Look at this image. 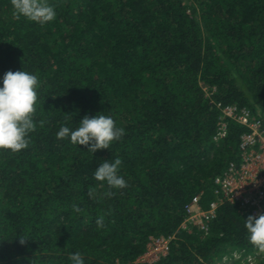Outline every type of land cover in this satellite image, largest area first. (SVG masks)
<instances>
[{
	"label": "trees",
	"instance_id": "16d2710c",
	"mask_svg": "<svg viewBox=\"0 0 264 264\" xmlns=\"http://www.w3.org/2000/svg\"><path fill=\"white\" fill-rule=\"evenodd\" d=\"M48 2L56 18L41 25L0 0V79L24 70L39 80L28 148L0 150V264H72L76 252L85 264H146L137 260L149 239L171 236L152 264L259 250L244 226L251 213L233 205L218 209L206 236L179 227L192 197L212 200L213 179L246 131L229 122L213 141L210 100L246 107L264 124V0ZM98 113L125 131L108 150L57 139L61 126ZM115 157L124 189L94 179Z\"/></svg>",
	"mask_w": 264,
	"mask_h": 264
},
{
	"label": "clouds",
	"instance_id": "9594fccd",
	"mask_svg": "<svg viewBox=\"0 0 264 264\" xmlns=\"http://www.w3.org/2000/svg\"><path fill=\"white\" fill-rule=\"evenodd\" d=\"M11 6L17 18H24L33 23L47 24L56 18V11L48 0H11ZM39 80L28 71H9L0 79V150L17 153L28 148L30 135L35 131L34 114L38 101ZM125 135L117 127L114 119L103 113L91 118L85 116L75 129L61 126L57 139H70L76 146H84L95 153L97 150H108L114 141ZM122 160L119 157L103 161L94 171V179L106 183L112 189H124L127 181L120 174ZM79 212V207H74ZM249 234V241L259 250L264 251V214L249 216L244 220ZM102 226V219L97 220ZM21 236L20 243L25 242ZM72 264H85L81 253L70 254Z\"/></svg>",
	"mask_w": 264,
	"mask_h": 264
},
{
	"label": "built area",
	"instance_id": "2783aa9c",
	"mask_svg": "<svg viewBox=\"0 0 264 264\" xmlns=\"http://www.w3.org/2000/svg\"><path fill=\"white\" fill-rule=\"evenodd\" d=\"M210 103L219 112L213 141L226 138L229 122L246 131L239 136L236 159L228 162L213 179L212 200L208 205L202 206L201 195H196L183 206L185 216L179 228L187 232L196 229L203 236L208 235L210 223L223 205L236 206L254 217L264 213V124L246 107L222 105L212 99ZM173 239V236L150 238L146 251L137 262L152 264L159 261L168 254Z\"/></svg>",
	"mask_w": 264,
	"mask_h": 264
},
{
	"label": "rangeland",
	"instance_id": "374dc122",
	"mask_svg": "<svg viewBox=\"0 0 264 264\" xmlns=\"http://www.w3.org/2000/svg\"><path fill=\"white\" fill-rule=\"evenodd\" d=\"M204 91L208 96L211 93V90L208 89ZM262 259H264V251L257 250L253 253H246L243 250L235 249L228 250L219 258H214L212 264H258Z\"/></svg>",
	"mask_w": 264,
	"mask_h": 264
}]
</instances>
